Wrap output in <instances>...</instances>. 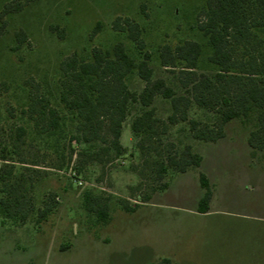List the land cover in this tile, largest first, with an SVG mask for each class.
Returning a JSON list of instances; mask_svg holds the SVG:
<instances>
[{"label":"rangeland","instance_id":"374dc122","mask_svg":"<svg viewBox=\"0 0 264 264\" xmlns=\"http://www.w3.org/2000/svg\"><path fill=\"white\" fill-rule=\"evenodd\" d=\"M9 1L0 0V11ZM205 2L35 0L11 14L7 32L0 37V128L7 131L0 134V143L18 125L32 129L22 112L29 102L26 81H39L43 92L56 98L60 61L75 50L119 40L112 27L118 16L140 21L147 47L154 52L164 42L199 38L197 15ZM99 21L103 29L92 41L90 34ZM51 25L64 28L65 38ZM19 29L27 31L29 41L14 50ZM4 81L9 90L1 84ZM157 105L161 113H171L164 99ZM203 115L198 109L196 116ZM250 128L236 120L218 142L194 141L195 150L204 155L203 165L174 175L167 190L154 192L135 212L124 210L121 199L134 204L150 187L131 194V187L140 182L132 165L141 163L131 120L124 123L121 136L129 152L107 165L73 160L54 168L62 159L52 140L32 141L30 136L16 156L28 163L17 162V170L34 181L36 205L51 201L54 211L40 225L34 220L12 225L0 214V264H158L164 258L172 264H264V150L253 154L247 140ZM185 135L186 130L175 136ZM70 150L67 145L66 153ZM75 164L82 170L73 169ZM200 170L208 174L214 188L207 214L197 211L203 191ZM87 190L109 197L113 217L109 224H100L94 213L85 210Z\"/></svg>","mask_w":264,"mask_h":264},{"label":"trees","instance_id":"16d2710c","mask_svg":"<svg viewBox=\"0 0 264 264\" xmlns=\"http://www.w3.org/2000/svg\"><path fill=\"white\" fill-rule=\"evenodd\" d=\"M32 1L6 3L0 11V37L7 32L9 16ZM197 20L199 38L164 42L153 52L147 47L142 23L118 16L112 27L119 40L109 46L92 44L75 50L60 61L56 98L44 93L39 81H26L29 102L22 112L32 129L18 125L0 143V214L4 221L19 226L34 220L40 225L54 211L51 201L36 205L34 181L17 170V162L28 163L16 156L30 136L32 141L52 140L62 159L54 168L61 169L73 160L107 165L129 152L121 136L124 123L131 120L134 148L141 159L132 165L140 182L131 187V194L136 196L147 186L150 189L134 204L121 199L127 212L148 203L154 192L167 190L174 175L199 169L204 155L195 150L194 141L218 142L233 121L251 126L247 140L253 154L264 150V0H206ZM51 29L65 38L64 28L51 25ZM102 29L103 24L97 22L90 34L92 41ZM15 35L14 50L29 41L24 29ZM1 84L9 90L7 82ZM158 98L167 102L171 113L160 112ZM198 109L202 117L196 116ZM184 130L187 135L176 138ZM6 132L0 128V134ZM67 145L71 148L68 154ZM73 169L82 167L75 164ZM199 180L203 191L197 211L207 214L214 188L203 170ZM83 205L100 224L112 221L109 197L87 190ZM158 264H172V260L164 258Z\"/></svg>","mask_w":264,"mask_h":264},{"label":"built area","instance_id":"2783aa9c","mask_svg":"<svg viewBox=\"0 0 264 264\" xmlns=\"http://www.w3.org/2000/svg\"><path fill=\"white\" fill-rule=\"evenodd\" d=\"M80 183H81V184L83 183V182H82V180H81V182H80Z\"/></svg>","mask_w":264,"mask_h":264},{"label":"crops","instance_id":"0c3cea01","mask_svg":"<svg viewBox=\"0 0 264 264\" xmlns=\"http://www.w3.org/2000/svg\"><path fill=\"white\" fill-rule=\"evenodd\" d=\"M204 160H205V158H204Z\"/></svg>","mask_w":264,"mask_h":264}]
</instances>
